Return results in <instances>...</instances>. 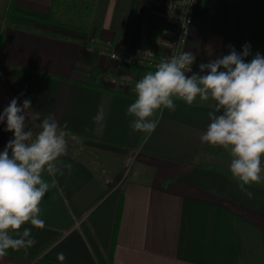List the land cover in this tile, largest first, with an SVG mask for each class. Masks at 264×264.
<instances>
[{
	"label": "crops",
	"instance_id": "1",
	"mask_svg": "<svg viewBox=\"0 0 264 264\" xmlns=\"http://www.w3.org/2000/svg\"><path fill=\"white\" fill-rule=\"evenodd\" d=\"M168 1L95 0L82 31L49 21L54 0H0V113L18 97L20 104L30 99L41 120L54 114L66 124L60 159L72 164L41 203L45 226L32 227L36 244L8 250L0 264H264V181L250 186L249 198L228 171V153L200 141L214 102L175 101L143 143L126 115L135 95L102 75L141 78L152 70L88 49L93 40L167 53L178 23ZM199 1L186 51L209 62L228 54L235 11L232 0ZM101 104L103 126L92 120ZM39 122L29 125L34 133ZM5 127L0 123V152L13 136Z\"/></svg>",
	"mask_w": 264,
	"mask_h": 264
},
{
	"label": "clouds",
	"instance_id": "2",
	"mask_svg": "<svg viewBox=\"0 0 264 264\" xmlns=\"http://www.w3.org/2000/svg\"><path fill=\"white\" fill-rule=\"evenodd\" d=\"M250 55L247 43L241 52L232 47L229 54L200 64L203 75H188L195 61L193 53L172 55L135 82V99L126 109V115L133 118L131 133H141L142 142L147 143L164 110H176L175 101L191 106L197 98L211 99L214 110L208 112L210 123L200 141L228 153V171L249 198L250 186L264 181V55L257 52L246 62ZM124 80L132 83L127 77ZM18 99L14 97L0 113L4 130L13 133L0 152V259L10 249L27 250L36 244L32 227L45 226L41 203L57 186L55 177L63 174L61 168L72 169V164L60 159L68 150L66 124L62 127L52 113L41 120L30 99L22 104ZM105 119L101 104L92 120L103 126ZM34 121H40L36 133L29 127ZM45 174L52 178L50 182ZM57 259L64 262L66 256L60 252Z\"/></svg>",
	"mask_w": 264,
	"mask_h": 264
},
{
	"label": "built area",
	"instance_id": "3",
	"mask_svg": "<svg viewBox=\"0 0 264 264\" xmlns=\"http://www.w3.org/2000/svg\"><path fill=\"white\" fill-rule=\"evenodd\" d=\"M200 5L199 0H169L166 5L168 13L177 14V25L174 37L170 41L169 50L167 53L159 54L152 48L144 47H130L125 44L100 43L91 41L88 49L91 52L108 57L112 61L121 62L126 67H134L137 65L143 66L149 70L154 71L155 65L161 60L171 57L172 55L179 54L187 50L193 34L196 16ZM185 33H187L185 35ZM208 63L205 60L197 59L192 65V72L199 73V65ZM203 75L204 73H199ZM127 77L132 83H127L124 78ZM139 78L129 72H116L114 70H107L102 75V80L115 86L121 90L128 91L134 94V84ZM135 95V94H134ZM134 163V156L128 157L125 163V170L122 172L121 181H124L132 169ZM79 223L76 221L75 227ZM67 233V232H65Z\"/></svg>",
	"mask_w": 264,
	"mask_h": 264
},
{
	"label": "rangeland",
	"instance_id": "4",
	"mask_svg": "<svg viewBox=\"0 0 264 264\" xmlns=\"http://www.w3.org/2000/svg\"><path fill=\"white\" fill-rule=\"evenodd\" d=\"M232 1L235 12L232 15V39L227 40V53L232 47L241 52L243 45L247 43L251 46L252 53L245 58L249 62L257 52L264 55V0Z\"/></svg>",
	"mask_w": 264,
	"mask_h": 264
},
{
	"label": "trees",
	"instance_id": "5",
	"mask_svg": "<svg viewBox=\"0 0 264 264\" xmlns=\"http://www.w3.org/2000/svg\"><path fill=\"white\" fill-rule=\"evenodd\" d=\"M94 5L95 0H54L49 21L82 31L88 30Z\"/></svg>",
	"mask_w": 264,
	"mask_h": 264
}]
</instances>
